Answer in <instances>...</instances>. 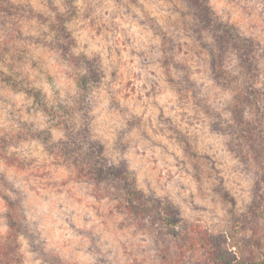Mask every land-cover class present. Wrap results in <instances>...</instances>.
Instances as JSON below:
<instances>
[{"label": "rangeland", "instance_id": "obj_1", "mask_svg": "<svg viewBox=\"0 0 264 264\" xmlns=\"http://www.w3.org/2000/svg\"><path fill=\"white\" fill-rule=\"evenodd\" d=\"M209 1L253 46L263 89L264 0ZM238 50L224 69L241 86ZM66 51L101 59L88 120L112 163H125L146 195L168 197L180 218L229 234L230 211L253 199L257 166L229 147L222 126L234 93L215 78L214 38L189 3L0 0V264H166L148 206L130 208L63 152L67 126L83 122L80 67ZM256 224L264 239V217ZM182 261L206 264L199 252Z\"/></svg>", "mask_w": 264, "mask_h": 264}, {"label": "trees", "instance_id": "obj_2", "mask_svg": "<svg viewBox=\"0 0 264 264\" xmlns=\"http://www.w3.org/2000/svg\"><path fill=\"white\" fill-rule=\"evenodd\" d=\"M185 1L214 38L218 51L212 69L215 78L223 85L232 86V120L222 126L230 137L229 147L246 161H254L257 166L253 199L245 211H230V233H214L206 225L180 218L168 197L146 195L137 185L136 174L125 163H112L103 144L94 138L88 120L91 118L93 91L105 76L101 59L96 55H75L66 51L68 60L80 67L74 78L78 89L75 107L83 122L74 130H71L73 122H70L71 128L67 126L70 134L63 152L71 155L76 165L79 163L85 168L90 180L116 188L117 197H125L130 208L138 210L148 206V217L156 227L155 240L166 264L181 263L186 254L193 257L197 252L206 258V264H264L263 230L256 224L264 217V88L257 84L259 74L252 56L254 48L237 27L218 18L209 0ZM58 30L69 34L64 24ZM232 47L239 48L236 55L239 72L244 77L241 86L234 84L237 81L240 83V76L233 77L224 69V57ZM28 93L48 109L40 91L31 88ZM234 139L238 142L235 143ZM10 219L12 224L16 223L12 215Z\"/></svg>", "mask_w": 264, "mask_h": 264}]
</instances>
